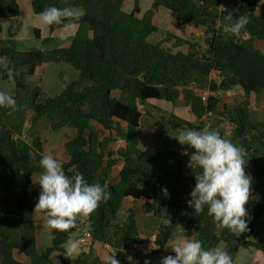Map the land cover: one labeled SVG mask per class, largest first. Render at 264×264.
<instances>
[{"label":"trees","instance_id":"trees-1","mask_svg":"<svg viewBox=\"0 0 264 264\" xmlns=\"http://www.w3.org/2000/svg\"><path fill=\"white\" fill-rule=\"evenodd\" d=\"M131 1L133 7L127 10V0H30L36 14L50 5L82 9L70 45L20 51L14 39H0V57L15 73L10 77L0 67V78L13 79L16 87L15 108L0 107V264H26L15 258L16 250L29 258L28 264H52L56 251L64 254L62 264H98L90 262L84 251L71 259L62 246L84 230L90 232L92 243L107 244L117 257L136 255L137 264H159L160 253L178 234L199 239L205 248L222 246L233 262L242 248L253 246L264 252V235L258 243L250 240L264 216V121L250 106L251 94L264 95V50L255 45L256 40H264V0H151L146 10L141 0ZM162 8L174 14L176 26L203 27L204 38L186 39L167 30L161 40L149 41L159 30L154 20ZM229 12L248 16L239 36L224 31L223 15ZM19 15L17 0H0V19ZM62 26H48L49 33ZM34 35L39 37L38 29ZM181 46L187 51L175 50ZM58 61L71 65L78 77L51 96L34 74L42 63ZM234 88L241 90L242 100L219 110L221 96ZM149 100L187 105L197 119L190 122L168 112L154 136L163 134L164 128L200 130L211 124L244 149L246 165L262 186L260 197L250 198L245 205L251 217L246 232L236 236L208 215L207 206L198 215L189 206L195 175L201 171L190 161V148L140 147L141 116L156 109L146 110ZM39 120L48 121L53 130L76 128V135L65 145L69 159L61 163L66 175L74 178L83 173L89 183L106 182L110 193L93 213L80 215L76 228L53 230L52 245L41 253L36 249L34 222L40 191L32 181L43 149L36 131ZM25 124L32 133L20 137ZM120 141L124 146L108 149L109 143ZM118 161L122 162L119 179L109 184ZM125 197L145 199L144 212L162 220L155 234L156 248L146 255L133 247L143 239L134 210L123 205ZM121 211L124 222H114Z\"/></svg>","mask_w":264,"mask_h":264},{"label":"clouds","instance_id":"clouds-1","mask_svg":"<svg viewBox=\"0 0 264 264\" xmlns=\"http://www.w3.org/2000/svg\"><path fill=\"white\" fill-rule=\"evenodd\" d=\"M82 15L81 9L50 5L39 13V18L45 26L63 25L60 38H65L66 34H74L69 30L76 28V22ZM248 22L247 15L234 16L231 12L223 15L224 31L235 36L240 35ZM0 67L10 77L15 75L3 57H0ZM15 106V98L0 91V107L11 109ZM176 140L192 150L190 161L201 169L195 175L196 183L189 194V206L194 213H202L207 206L208 215L221 228H227L236 236L246 232L251 217L245 205L250 199L252 177L245 171L247 159L244 149L222 137L219 131L212 129L211 124L200 130H182ZM184 154L188 155V152ZM39 164L43 171L37 183L41 190L35 210L46 214L49 239L54 235L53 230L76 228L80 215H90L100 203L110 198L106 182L103 185L98 182L89 183L83 173L74 178L66 175L53 155L42 154ZM162 193L167 196V189H162ZM90 227L89 224L87 228ZM171 249L175 255L164 252L167 256L159 264H233L232 256L226 249L205 248L199 239L184 238L171 246ZM105 264H119V261L109 256Z\"/></svg>","mask_w":264,"mask_h":264},{"label":"crops","instance_id":"crops-1","mask_svg":"<svg viewBox=\"0 0 264 264\" xmlns=\"http://www.w3.org/2000/svg\"><path fill=\"white\" fill-rule=\"evenodd\" d=\"M128 2L131 0H127ZM17 3L20 8V15L12 18H3L0 19L1 25V33L0 39H14L16 43L17 50L27 51L34 48H42L45 50H50L54 48L67 47L70 45L71 40L76 32L77 27L74 30H69L74 34L68 35L66 34L65 38H60V31L63 29L62 27H57L51 34L49 33L48 26H45L41 23L39 14L33 12L30 0H17ZM143 7V6H142ZM149 6L143 7V10H146ZM81 9V8H76ZM82 10V9H81ZM175 23V20H174ZM176 26V24H175ZM179 27V26H177ZM176 27V28H177ZM175 28V30H176ZM183 33H177L175 30H169L174 34L181 36L183 38L189 39L188 36H184V33H188L195 29L189 25H183ZM193 28V29H192ZM39 30V37L37 39H32V33L34 30ZM197 29V28H196ZM191 34V33H190ZM189 34V35H190ZM193 34V33H192ZM35 36V35H34ZM47 37H50L49 40H45ZM255 45L260 50H264V40H256ZM176 50L187 51L186 46H181L176 48ZM215 73L213 74V76ZM34 77L39 79V84L41 89L46 92L48 95L55 96L61 93L65 87L75 80L78 77V72L69 64L63 61L58 62H48L42 63L35 69ZM216 77V76H214ZM5 82V81H0ZM9 84V83H8ZM3 83H0V87H4ZM7 90V89H6ZM9 95H13L15 92H9ZM203 95L205 93L203 92ZM254 94L250 95V103L251 97ZM235 100H242V92L238 88H234L231 91H227L221 96V100L218 103V109L222 110L226 103H231ZM159 106L160 104L162 108L168 112L175 114L176 116L186 119L190 122H196V117L190 112L189 106L187 105H173L171 102H166L163 100H154ZM260 101H264V96ZM155 103V104H156ZM251 106V105H250ZM257 110V109H256ZM258 111V110H257ZM152 115L156 114L155 110H151ZM259 114V112H258ZM148 117L145 128L141 125L142 117L140 119V127H139V137L140 142H144L143 139L146 136H153L151 141L144 142L146 147H154L156 149H163L166 147L169 148H178L180 145L176 140L178 134L182 131V129L176 130H166L162 136H154L153 131L155 130L158 122L157 116H150L145 114ZM264 121V119H262ZM26 125V124H25ZM168 125V123H167ZM27 126V125H26ZM97 128H99L97 126ZM23 130V128H22ZM36 131L39 134L42 140V154H50L53 155L57 161L61 164L62 162L68 161L69 157L65 153V145L66 143L74 138L76 135V128L73 126H65L57 130H53L50 127V124L46 120H39L36 124ZM32 130H28L25 136H29ZM151 136V137H152ZM150 137V138H151ZM162 139V140H161ZM165 141V143H164ZM164 144V146L162 144ZM159 144L163 146V148H159ZM120 146H124L123 142H111L108 145V149L115 150ZM122 166V162L118 161L112 166L111 175L109 184L115 183L119 179V173ZM43 171L40 167L32 176V181L34 184L35 190H41L40 186L37 184L39 180V174ZM245 171L248 174H252L254 178V171L252 168L245 166ZM255 179V178H254ZM256 180V179H255ZM259 189L257 191L250 192V198L258 199L260 197L259 192L261 190V185H258ZM146 202L145 199H134L131 197H125L123 199V205L125 207H131L134 210L135 217L138 225L139 237L141 239H149L152 235H154L157 231V228L161 224L162 220L156 216H154L150 212H144L143 204ZM126 215L123 211L119 212L114 218V222H124ZM46 214L42 211L35 210L34 208V222H35V235H36V249L39 253L43 252L46 248L52 245V239H49L48 231L46 228ZM74 237V239H73ZM185 237L176 236L173 240L169 241L165 247V252H172L171 246L178 243ZM174 242V243H173ZM65 251L71 257V259L75 258L81 251L88 253V260L90 262L96 261L98 264H105L107 258L109 256H114L115 259L119 261V264H137L138 259L130 260L129 257H117L114 250L110 248L107 244L94 242L91 243L90 246H84L79 241V236L73 235L69 243L64 246ZM258 251V250H257ZM259 252V251H258ZM261 254V255H260ZM259 256H264V252H260ZM258 255V254H257ZM14 256L20 262L29 263V258L25 256L22 252L16 250L14 251ZM64 254L60 251L53 252L51 255L52 264H62ZM73 264V263H71ZM264 264V262L262 263Z\"/></svg>","mask_w":264,"mask_h":264},{"label":"rangeland","instance_id":"rangeland-1","mask_svg":"<svg viewBox=\"0 0 264 264\" xmlns=\"http://www.w3.org/2000/svg\"><path fill=\"white\" fill-rule=\"evenodd\" d=\"M150 2H151V0H141V4H142L143 7L150 6ZM132 7H133V1H129V2H126L125 3V8L127 10H131ZM154 23L156 25H158L159 30L156 31L155 33H153L149 37L148 40L151 41V42H156V41L161 40L165 36V32L167 30H171L172 31V30H175V28L177 27V26H175V23H174V14L171 11H169L168 9H166V8H162L161 11H160V13H158L156 15L155 20H154ZM203 30H204L203 27L202 28H197V29L195 28L193 30V32L192 31H189L188 33H184L183 35L184 36H188V38L189 37H193V38L195 37V38H197L199 40V39H203L204 38ZM175 31L177 33H179V32L180 33L181 32L183 33L184 32L182 26L177 27ZM32 39H37L38 40V38L36 36H34V33H32ZM170 44L171 43H168L167 45H170ZM165 45H166V43H165ZM0 81H2L1 78H0ZM0 83H3V85H5L4 87H6V88L0 87V91L7 93L8 92L7 90L9 89V92H15L16 87H15V82H14L13 79L7 80L5 82H0ZM262 96H264V95H255L254 94L251 97V107H253V108H255V109L258 110V112H259V118L261 120L264 119V101H260L262 99ZM155 103L156 102L154 100H149L147 103L144 104L145 105L144 107L146 108V110L147 109H150L151 110L152 107L155 106V108H156L155 109V113H156L155 116H157L156 119L157 120H161L163 118V115H165V116L167 115L168 111H166V110H164L162 108L161 105H163V104H160L159 103V106L156 107L158 104L157 103L155 104ZM147 115H150V114H147ZM147 120H148V117L145 115V113H143L141 125L144 128L146 126ZM23 128H24V130L20 129V132L18 133V136H20V137H25V134L27 133V131H26V125H24ZM162 131L165 132L166 131L165 128ZM160 136H162V133H161ZM150 137L149 136L144 137L143 141L144 142L151 141L153 139V136L151 138ZM144 142H140V147L142 149L146 148V144ZM164 143H165V141H164ZM161 144H159V148H163L164 144H162L163 146ZM250 175H252V174H250ZM251 177H252V187H251V191H257L259 189V186L258 185H261V183H259V181L255 180L253 178V176H251ZM263 235H264V216L261 218L260 222L255 225L254 230H253V232L251 234L250 240L252 242H254V243H258L261 240V238H262ZM176 236L177 237L178 236L181 237L182 235L178 234ZM80 243L82 245H84V246L86 245L85 243H82V242H80ZM150 243H151L150 238L149 239H146V240L143 239L142 242L137 243L136 246L139 247L137 249H139V251L141 250L140 253L142 255H146L147 253H149L148 250L151 248ZM259 254H260V252H258L257 249L254 248L253 246L252 247H249V248H245V249L242 248V249H240L238 251L237 256H236L233 264H262L264 262V256L263 257L262 256H259ZM124 256L129 257V259L131 261L137 259L136 255H134V254H126Z\"/></svg>","mask_w":264,"mask_h":264},{"label":"built area","instance_id":"built-area-1","mask_svg":"<svg viewBox=\"0 0 264 264\" xmlns=\"http://www.w3.org/2000/svg\"><path fill=\"white\" fill-rule=\"evenodd\" d=\"M82 221H83V220H82ZM91 240H92L91 234H90V232L87 231V230H84V231L79 235V241L82 242V243H85L86 246H90V245H91V243H92ZM150 241H151V243H150L151 248H150L148 251H151L152 249H155V248H156L155 243H154V241H155V236H154V235L151 236ZM136 245H137V243H135V244L133 245V247L136 248V249L139 248V247H137ZM138 250H139V249H138ZM140 251H141V250H140ZM165 256H167V255L164 254V253H161V254L159 255L158 262H159L163 257H165Z\"/></svg>","mask_w":264,"mask_h":264},{"label":"water","instance_id":"water-1","mask_svg":"<svg viewBox=\"0 0 264 264\" xmlns=\"http://www.w3.org/2000/svg\"><path fill=\"white\" fill-rule=\"evenodd\" d=\"M71 237H72V236H71ZM71 237H70L69 239H67L65 242H63V243H62V246H64L65 244L69 243L70 240H71ZM73 239H74V237H73Z\"/></svg>","mask_w":264,"mask_h":264}]
</instances>
